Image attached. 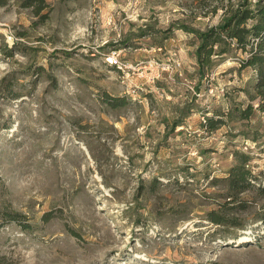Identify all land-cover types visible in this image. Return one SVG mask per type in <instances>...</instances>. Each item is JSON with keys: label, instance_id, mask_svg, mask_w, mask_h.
I'll return each mask as SVG.
<instances>
[{"label": "rangeland", "instance_id": "1", "mask_svg": "<svg viewBox=\"0 0 264 264\" xmlns=\"http://www.w3.org/2000/svg\"><path fill=\"white\" fill-rule=\"evenodd\" d=\"M241 1L0 0V264H264L255 70L236 49L195 61L196 32ZM240 154L254 188L228 204L210 178ZM231 207L237 226L208 220Z\"/></svg>", "mask_w": 264, "mask_h": 264}, {"label": "trees", "instance_id": "2", "mask_svg": "<svg viewBox=\"0 0 264 264\" xmlns=\"http://www.w3.org/2000/svg\"><path fill=\"white\" fill-rule=\"evenodd\" d=\"M25 5L33 6L39 12L45 3L44 0H25ZM196 34L198 44L195 47V61L198 64L199 73H203L205 68H210L215 58L228 54L234 49L246 54L238 63H240V68L253 67L256 79L251 92L249 90L245 92L250 99L258 98L255 107L264 111V0H256L254 3L241 1L233 9L225 12V16L218 25L211 26L203 32H196ZM103 98L111 108L121 107L127 103L126 97H109L105 94ZM252 107L251 102L241 109V118L247 119L253 112ZM221 121L222 118L207 117L206 125L210 130H214L220 126ZM247 162L248 157L240 154L238 162L228 169L227 176L220 179L210 178L212 182H224L227 194L232 198L228 204H232L239 193L254 188V174L246 167ZM156 185L155 181L149 184L152 188ZM230 209L233 210L232 207L211 210L207 213L208 220L222 227L224 225L237 226L236 218L231 215ZM51 216L52 213L47 211L43 213L42 219L47 221ZM4 219L6 222L17 221L25 227L29 225L23 222L21 215L17 212H5Z\"/></svg>", "mask_w": 264, "mask_h": 264}, {"label": "built area", "instance_id": "3", "mask_svg": "<svg viewBox=\"0 0 264 264\" xmlns=\"http://www.w3.org/2000/svg\"><path fill=\"white\" fill-rule=\"evenodd\" d=\"M118 53L119 52L117 50L113 49L112 51H110V53L107 54L106 60L109 62V64H115L119 67Z\"/></svg>", "mask_w": 264, "mask_h": 264}]
</instances>
